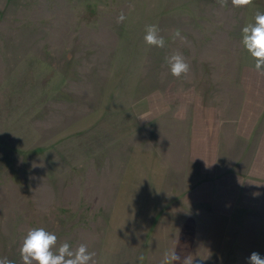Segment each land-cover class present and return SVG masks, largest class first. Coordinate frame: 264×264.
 Here are the masks:
<instances>
[{"label": "rangeland", "instance_id": "1", "mask_svg": "<svg viewBox=\"0 0 264 264\" xmlns=\"http://www.w3.org/2000/svg\"><path fill=\"white\" fill-rule=\"evenodd\" d=\"M257 12L264 0H0V259L23 264L34 228L96 264L264 256V75L242 44Z\"/></svg>", "mask_w": 264, "mask_h": 264}, {"label": "clouds", "instance_id": "2", "mask_svg": "<svg viewBox=\"0 0 264 264\" xmlns=\"http://www.w3.org/2000/svg\"><path fill=\"white\" fill-rule=\"evenodd\" d=\"M218 3L223 7L227 4V0H218ZM252 3L253 0H231V4L236 7L248 6ZM125 19V15L121 13L117 17V22H123ZM159 32L157 25H148L144 36L146 44L163 48L165 40ZM174 38H180L182 41L186 39L181 36L179 30L175 31ZM242 44L254 59L257 72L264 75V12H257L254 21L242 28ZM166 61L174 77L179 78L189 72V64L179 53L167 57ZM56 244L55 234L44 228L30 229L20 248L23 264H34V262L35 264H96L95 253L89 252L86 245L81 244L76 249H72L68 243H63L54 250ZM140 259L142 260L143 257ZM179 259L173 248L165 253L161 264H174ZM0 264H13V262L3 258L0 259ZM183 264H193V257H185ZM247 264H264V256L253 251L247 258Z\"/></svg>", "mask_w": 264, "mask_h": 264}]
</instances>
